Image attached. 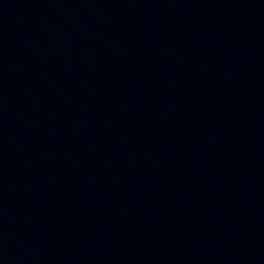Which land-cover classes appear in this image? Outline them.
<instances>
[{
  "label": "water",
  "instance_id": "1",
  "mask_svg": "<svg viewBox=\"0 0 264 264\" xmlns=\"http://www.w3.org/2000/svg\"><path fill=\"white\" fill-rule=\"evenodd\" d=\"M0 264H264V0H0Z\"/></svg>",
  "mask_w": 264,
  "mask_h": 264
}]
</instances>
